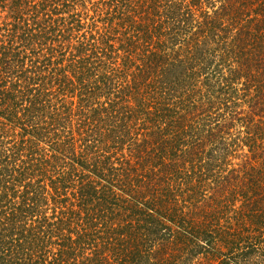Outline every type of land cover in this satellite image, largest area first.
I'll list each match as a JSON object with an SVG mask.
<instances>
[{
  "label": "trees",
  "instance_id": "1",
  "mask_svg": "<svg viewBox=\"0 0 264 264\" xmlns=\"http://www.w3.org/2000/svg\"><path fill=\"white\" fill-rule=\"evenodd\" d=\"M0 264H264V0H0Z\"/></svg>",
  "mask_w": 264,
  "mask_h": 264
}]
</instances>
